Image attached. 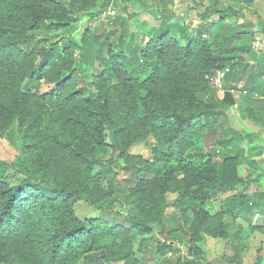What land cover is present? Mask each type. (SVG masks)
<instances>
[{"label":"trees","instance_id":"trees-1","mask_svg":"<svg viewBox=\"0 0 264 264\" xmlns=\"http://www.w3.org/2000/svg\"><path fill=\"white\" fill-rule=\"evenodd\" d=\"M200 1L202 21L226 22L230 41L189 35L164 0H0V134L21 141L19 168L0 160V264H214L199 246L205 235L228 239V262L244 264V246L264 236V198L249 200L250 183L260 182L239 166L257 161L228 111L244 83L261 97L240 105L243 118L264 125V54L254 60L251 45L236 55L227 46L260 34L258 0H230L246 5L242 19L222 0ZM136 3L158 23L150 37ZM96 6L120 12L106 26L89 18L75 39ZM218 69L221 88L206 77ZM204 137L214 142L209 153L193 145ZM139 141L149 158L131 153ZM81 198L97 217L76 215ZM208 199L220 201L218 213L203 207ZM169 206L181 215L171 220ZM225 215L237 220L235 232ZM165 231L170 243L160 241ZM263 248L246 264H262Z\"/></svg>","mask_w":264,"mask_h":264},{"label":"rangeland","instance_id":"rangeland-1","mask_svg":"<svg viewBox=\"0 0 264 264\" xmlns=\"http://www.w3.org/2000/svg\"><path fill=\"white\" fill-rule=\"evenodd\" d=\"M225 5H229L239 9L242 13L240 19L243 18V14L245 13L246 5L242 3H235L230 0H222ZM210 5L215 4V0H208ZM164 6L167 7L168 10V18L170 20L180 19L184 21L185 24L189 27V35L193 37H201L205 41L213 42L217 38L231 40V37L234 35V30L226 23L219 21L215 18H207L204 21L201 19V14L205 11V3L201 2L200 0H164ZM134 8L144 14L142 20L147 23V32L149 37L151 36V29L157 27V21L154 19V16L147 11H144L143 8L139 6V3H136ZM252 11L255 12L254 15L257 16L258 22L260 25V34L257 35L255 38H252L250 34L243 36L241 39H234L230 42L229 46H227L228 51H231L233 55H236L238 52L243 50L244 47L252 46L249 50V56L252 59H257L261 53L255 50L253 44L257 37H264V0H258L253 6H251ZM104 12L110 13L112 15L117 14L120 12V7H111L105 10ZM104 12L99 11V7L96 6L95 8L88 11V13L82 18L80 23L77 26V29L73 32V37L75 39H80V35L83 32L84 28L89 24V18H93L92 27H100L106 26L110 23L111 16L107 19L103 16ZM113 17V16H112ZM133 30L136 31V28L133 27ZM137 32V31H136ZM138 38H140L139 34L137 33ZM181 44L185 45L183 39L180 40ZM225 69H218L208 74L206 77L211 86H219L220 80L223 76ZM244 83L239 84V89L235 91V96L238 99V103L232 106L229 109V115L231 118V122L233 126L237 129L244 131L248 137L251 139V142H245L244 146L248 149V157L252 161L253 159L257 161V164L251 166L250 162L245 163L239 166V172L241 175H251L254 179H258L260 182V186L256 187L254 183L251 184V188L248 190L249 193V200L250 201H257L264 198V125L256 124L249 119L243 118V112L241 108L250 107L251 101L254 98L261 97V92L256 90L254 92L243 90ZM52 86L50 84L43 83L42 84V91L51 89ZM240 105L241 108H240ZM21 143L20 138L15 133L14 140L10 137L3 136L0 134V160L5 162L14 163L16 168L20 167L19 161V149L17 144ZM147 141H139L131 146V153L136 155H142L143 157L149 158L150 157V150L147 146ZM16 144V145H15ZM193 145H197L203 152L209 153L212 151L214 147V142L209 137L201 138L200 140L195 142ZM196 149V147H193ZM249 160V161H250ZM217 161V159L213 160V162ZM121 164L123 162L121 161ZM124 165V164H123ZM196 185L191 186L190 192L193 194V190L196 188ZM242 189L241 187L239 188ZM234 194V192H229L221 196L225 198ZM179 193L176 191L169 192L167 197L169 201H174L178 198ZM206 210L210 213H218L221 210L220 201L217 199H208L204 206ZM76 215L81 218L82 220L86 218H93L99 215V210L96 206L90 204L85 199H79L74 206ZM175 206H169L166 211L167 214L170 215V219L172 220L173 213H177V215H181L180 210H176ZM185 209V206L182 208ZM190 213H193L192 210H189ZM243 221V219H240ZM224 221L226 222H233L234 224L231 228L232 232H235V229L238 225L237 220L233 218V216L225 215ZM243 224V222H241ZM247 228V227H246ZM164 235H160V241H166L170 243L172 239L170 238V234L166 231ZM181 233V232H180ZM249 229H245L243 232L242 237L248 236ZM188 238L184 236V244H187ZM251 245L247 249L245 246L241 251V258L244 264L251 262L256 258L257 250L256 248L259 247L261 244L264 246V236L259 234H254L251 237ZM247 242L243 241V244ZM199 246H201L203 250V255L205 258L214 263V264H231L228 262L227 258L233 255L234 250L230 246V242L228 239L223 240L218 237L205 235L201 242H199ZM145 250L146 248H141ZM184 249V248H183ZM264 249V248H263ZM263 263L264 264V250H263ZM141 257V254H139ZM157 259L160 256H156ZM156 259V258H155ZM154 261H151L153 263ZM106 264H123L121 261L110 262Z\"/></svg>","mask_w":264,"mask_h":264},{"label":"built area","instance_id":"built-area-1","mask_svg":"<svg viewBox=\"0 0 264 264\" xmlns=\"http://www.w3.org/2000/svg\"><path fill=\"white\" fill-rule=\"evenodd\" d=\"M103 16L108 19L110 16H115V15L104 12ZM253 46H254L255 50H257L259 53L264 54V37H257ZM223 75H224V73H223ZM222 81H223V76L220 80L219 86H215V87L221 88L222 87Z\"/></svg>","mask_w":264,"mask_h":264},{"label":"crops","instance_id":"crops-1","mask_svg":"<svg viewBox=\"0 0 264 264\" xmlns=\"http://www.w3.org/2000/svg\"><path fill=\"white\" fill-rule=\"evenodd\" d=\"M260 37V36H259Z\"/></svg>","mask_w":264,"mask_h":264}]
</instances>
